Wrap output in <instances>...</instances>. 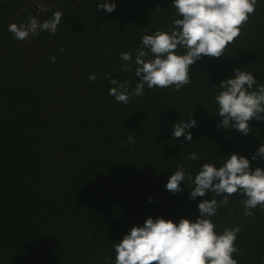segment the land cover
<instances>
[{
    "label": "trees",
    "instance_id": "1",
    "mask_svg": "<svg viewBox=\"0 0 264 264\" xmlns=\"http://www.w3.org/2000/svg\"><path fill=\"white\" fill-rule=\"evenodd\" d=\"M172 3H124L122 10L137 11L126 22L127 39L117 37L126 19L117 15L113 44L95 70L96 87H85L87 97H76L59 111L68 123L54 120L51 112L47 120L42 103L16 95L18 90L8 98L0 94V264H115L114 244L133 226L148 217L194 221L202 199H223L214 193L189 199L202 164L220 167L237 153L253 169H264V159L251 160L264 143V121L250 120L247 136L231 125L218 127L215 102L221 81L237 68L256 77L253 90L264 84V0H257L254 14L221 57L203 56L190 66L188 85L179 90L145 85L143 95L127 104L109 95L113 78L129 92L140 82L134 59L143 47L141 37L171 31L173 21L182 18ZM176 51L184 54L181 47ZM121 52H130L133 62L123 61ZM129 63L133 70L123 71ZM193 118V140L173 139L174 124ZM60 126L68 129L57 133ZM193 152L195 161L189 159ZM181 164L188 175L182 191L173 194L166 183ZM246 198L239 191L229 196L210 219L218 234L240 226L234 244L239 253L233 254L238 264H264V208L258 205L252 216H244Z\"/></svg>",
    "mask_w": 264,
    "mask_h": 264
},
{
    "label": "clouds",
    "instance_id": "2",
    "mask_svg": "<svg viewBox=\"0 0 264 264\" xmlns=\"http://www.w3.org/2000/svg\"><path fill=\"white\" fill-rule=\"evenodd\" d=\"M257 0H173V7L180 17L173 21L170 32L157 29L152 34L141 37L142 48L137 50L134 59L135 75L139 79L135 89L128 91L129 86L115 78L110 80L114 85L109 95L117 102L127 104L132 96L143 95L145 85L175 90L188 85L190 66L203 56L219 58L228 44L240 35L241 27L255 12ZM98 9L111 13L115 3H98ZM61 13L57 11L51 18L39 24L35 17L28 22L27 28L10 26L18 40L25 39L30 33L38 30H57ZM184 49V54H177V48ZM151 54L152 59H145ZM120 58L133 62L130 52H121ZM123 71H132L131 63ZM89 80L95 83L93 73ZM256 77L251 72L234 70L232 78L221 81L215 102L219 106L221 118L218 127L228 129L231 125L238 133L249 135V121H264V84L256 90ZM196 126V120H181L172 129V138L192 141L189 129ZM132 142L133 137H128ZM123 146V142H120ZM199 157L195 152L189 159ZM264 159V143L260 144L251 160ZM177 171L171 174L166 189L173 194L182 191L181 181L188 173L184 165H177ZM194 184L189 199L205 197L208 193L223 196L218 202L214 197L202 199L198 203L199 216L196 220L181 218L178 223L163 217H148L142 226H133L114 244L115 264H238L233 254L239 249L234 246L240 226L225 228L218 234L210 217L217 209L228 204V197L241 192L247 198L243 201V215H253L252 209L258 205L264 208V169L252 168L250 160L243 155L232 153L220 167L204 163L192 179ZM150 202L152 198H149ZM108 259V258H106Z\"/></svg>",
    "mask_w": 264,
    "mask_h": 264
},
{
    "label": "flooded vegetation",
    "instance_id": "3",
    "mask_svg": "<svg viewBox=\"0 0 264 264\" xmlns=\"http://www.w3.org/2000/svg\"><path fill=\"white\" fill-rule=\"evenodd\" d=\"M127 1H0V94L8 93V98L11 92L15 93L13 89L18 90L16 95L25 94L42 103L47 120L51 119L47 114L51 112L54 120L67 122L59 111L70 100L87 97L85 87H96L97 82L90 81L89 76L96 75L95 70L105 61L113 44L112 34L120 20L117 15L126 16L117 37L127 39L126 22H131L137 12L121 9L126 8ZM98 3H115L116 8L111 13L101 11ZM57 11L61 21L55 32L38 30L18 40L10 31L13 24L27 28L32 17L43 24ZM64 129L68 126L58 127L57 133Z\"/></svg>",
    "mask_w": 264,
    "mask_h": 264
},
{
    "label": "water",
    "instance_id": "4",
    "mask_svg": "<svg viewBox=\"0 0 264 264\" xmlns=\"http://www.w3.org/2000/svg\"><path fill=\"white\" fill-rule=\"evenodd\" d=\"M0 1H4V0H0Z\"/></svg>",
    "mask_w": 264,
    "mask_h": 264
}]
</instances>
